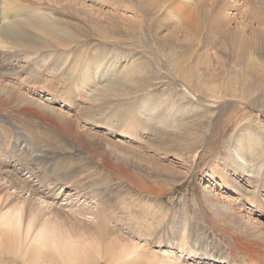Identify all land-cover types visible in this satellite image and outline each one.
<instances>
[{"label": "rangeland", "instance_id": "rangeland-1", "mask_svg": "<svg viewBox=\"0 0 264 264\" xmlns=\"http://www.w3.org/2000/svg\"><path fill=\"white\" fill-rule=\"evenodd\" d=\"M21 1L39 26L0 53V219L22 208L31 231L8 263L43 264L54 229L75 250L55 264H264V0ZM101 49L117 78L81 88L72 62Z\"/></svg>", "mask_w": 264, "mask_h": 264}, {"label": "bare ground", "instance_id": "bare-ground-1", "mask_svg": "<svg viewBox=\"0 0 264 264\" xmlns=\"http://www.w3.org/2000/svg\"><path fill=\"white\" fill-rule=\"evenodd\" d=\"M145 2L146 5H148L150 8H154V7H159L160 4L163 5L164 7H167L168 2L171 0H143ZM22 1L21 0H5L3 8L0 9V53H7L8 49L11 48L10 45L12 42L13 44H17L19 46H27L25 45L26 41L22 40L21 38H17V37H21V33H22V29L23 26L28 25L32 28H36L38 27V22L34 19H32L31 16L27 15V9L25 7H23L22 5H20ZM15 15V16H14ZM13 16V19H10ZM49 28L46 27L44 30H48ZM17 38V39H15ZM8 39H14L12 41L8 40ZM23 47V48H24ZM25 50V49H24ZM120 54V53H119ZM36 57V54H34ZM52 55V54H51ZM51 55H49L48 57H50ZM29 56V55H28ZM38 56V55H37ZM113 56L112 52H108L106 49H101V50H93L91 51L90 54H87L85 56V63L87 65H84L83 68H85L84 70H82V68L79 66V62L78 60L75 62H72L76 68V72L79 73L80 76V81H83V83L80 84L81 88H85L92 85L93 80H95V78H99V77H105L107 76V78L110 79V81L112 79L117 78L118 75L116 74H109L110 70L109 67L111 66V59L109 57ZM28 58V57H27ZM101 58H105L103 60L102 63L100 64H94L93 61L97 60V59H101ZM116 58V57H115ZM24 59V58H23ZM51 59V58H50ZM117 59V58H116ZM42 60V59H41ZM119 60V59H118ZM117 60V61H118ZM25 61V60H24ZM30 61V59H29ZM28 63V62H27ZM71 63V65H72ZM125 62H123L120 65V70L126 68L127 64H124ZM71 69V68H70ZM72 70V69H71ZM130 71H132V69L130 68ZM72 73H74V71L72 70ZM128 73V71H127ZM120 75V74H119ZM128 80V77L127 79ZM125 83V82H124ZM50 86V85H49ZM106 86V85H105ZM108 87V86H107ZM92 88H95V92L96 90L98 92H101L104 86H100L96 85V86H92ZM111 88V87H108ZM91 89V88H90ZM92 90V89H91ZM109 92V93H108ZM105 93H108V95H110L112 92L111 91H106ZM97 99L94 98L91 101H96ZM90 101V100H89ZM27 107V106H26ZM29 107V106H28ZM23 109V108H22ZM31 110V109H29ZM28 112V111H27ZM22 113V112H21ZM154 114V113H153ZM41 115V114H40ZM32 116V115H31ZM38 116V115H37ZM36 116V117H37ZM30 117V116H29ZM166 117V116H165ZM26 121V120H25ZM48 121V120H47ZM248 129H244L242 131H245ZM20 131V130H19ZM29 132V131H28ZM247 132V131H246ZM30 134V133H29ZM31 135V134H30ZM27 136V134H26ZM29 136V135H28ZM256 136V135H255ZM18 138V137H17ZM29 141V140H28ZM21 142V141H20ZM237 147H239L241 150H243V152H241L242 155L249 153V157H253L254 156H260L262 155V151L261 148L263 147V143L261 140L257 139V137L255 138L253 136L252 132H248V134L245 136V138H239L237 140ZM45 148V147H44ZM46 149V148H45ZM39 150V149H38ZM43 151V150H42ZM260 151V152H259ZM44 153V152H42ZM35 154V153H34ZM41 154V153H40ZM240 154V153H239ZM241 156V155H240ZM256 159V158H255ZM258 159V158H257ZM76 160V159H75ZM74 160V161H75ZM67 162V161H66ZM255 162V161H254ZM258 162V161H257ZM250 163V162H249ZM79 164V162H78ZM24 166V165H23ZM78 168V167H77ZM19 169V168H18ZM17 171V170H16ZM8 172V171H7ZM63 172V171H62ZM3 173V172H2ZM1 173V175H2ZM21 173V172H20ZM66 173V172H65ZM5 174V172H4ZM12 174V173H10ZM15 175V174H14ZM13 175V176H14ZM16 176V175H15ZM1 177V176H0ZM253 177V176H252ZM4 178V177H3ZM3 178H0V183L3 184ZM10 178V177H9ZM18 180L20 177H17ZM16 178V179H17ZM255 179V178H254ZM17 180V181H18ZM31 181V180H30ZM15 182H13L11 180L10 183V188L9 185H5V188H9V190H11L12 188H14ZM27 184V183H25ZM4 185V184H3ZM41 185V184H40ZM28 188H29V184H27ZM27 188V187H26ZM49 188V185H48ZM35 189V188H34ZM28 190V189H27ZM48 190V189H47ZM52 190V189H51ZM44 191V190H43ZM49 191V190H48ZM19 190H16L15 193H18ZM25 192V188L24 191H21L20 193ZM27 192V191H26ZM29 192V191H28ZM31 192V191H30ZM34 192V190H33ZM36 192V191H35ZM46 193V192H45ZM35 195H37V192L34 193ZM33 194V195H34ZM73 194V193H72ZM39 195V194H38ZM78 195V194H77ZM41 196V195H39ZM46 196V195H45ZM68 196V195H67ZM80 196V195H79ZM92 196V195H91ZM37 197V201H38V196H35V198ZM97 197V196H96ZM95 197V198H96ZM29 198H31L32 200H35V198H33L32 195H29ZM40 198V197H39ZM66 198V197H65ZM77 198V197H76ZM93 199V198H92ZM98 199V198H97ZM36 201V200H35ZM41 201V200H40ZM39 201V202H40ZM85 201V200H84ZM90 201V200H89ZM44 202V201H42ZM42 202L40 203L43 207H46L44 204H42ZM48 202V201H47ZM71 202V201H70ZM30 201H28V203L26 205L30 206ZM52 203V202H51ZM55 204V203H54ZM49 205V203H48ZM65 205V204H63ZM70 205V204H69ZM52 206V204H51ZM98 206V205H97ZM48 208V207H47ZM74 208V207H73ZM81 208V207H80ZM86 208V207H84ZM51 209V208H50ZM59 209V208H57ZM224 209V208H223ZM77 210H79V208H77ZM86 210V209H85ZM84 210V211H85ZM225 211H229L230 213H232V210H230L229 207H226L224 209ZM26 211V210H25ZM80 212V213H79ZM78 212V214H83V212L80 211ZM228 212V213H229ZM73 213V212H72ZM86 213V212H85ZM84 215V214H83ZM103 215V213H102ZM105 215V214H104ZM103 215V216H104ZM98 216V215H97ZM74 218L72 220H76L81 221L82 219H80L78 216H73ZM109 217V216H108ZM97 218V225L95 226V228L93 229L92 235L96 236L98 238H96V240H101V232L104 230V228L106 227L107 221L105 219H103L101 216L96 217ZM2 226H4L2 228ZM31 231V225L27 226L24 228L23 226V209L22 208H13L11 209L6 216H2L0 219V264H9L8 263V255L12 256V254H19L21 252V247H22V241H23V237L24 235L27 237L29 236ZM153 232V231H152ZM155 233V232H153ZM256 237L258 238H264V229H261L259 231V234L256 235ZM148 240V239H147ZM34 242L37 244V246L40 248V251L38 252H34L35 256H39L42 252L48 251L47 255H50V257L48 258V260L44 259L41 263L43 264H55L54 260V256L59 255L61 256L63 259H67L70 260L74 255H75V250H74V246L70 245L69 250L66 248V241L64 240V237L61 234H57L56 231L54 229L50 230L49 233L47 231H43V232H39L38 234H36L34 236ZM135 250L139 249L138 246H134ZM50 253V254H49ZM22 262L23 264H37L36 262H32V257H28V251H24L22 252ZM45 254V253H43ZM171 254V253H170ZM169 253H165V256L168 257L170 255ZM138 255H140V261L142 264H145L142 262V259L144 258H148V254H145L142 252H140ZM147 256V257H146ZM150 259L153 260H157L155 255H149ZM231 258V257H230ZM170 260V259H169ZM168 260V261H169ZM53 261V262H52ZM95 261H97V259L92 258V257H87L85 256V254L83 256H81L80 260H75L72 262V264H95ZM167 260H164V262L168 263V264H172V262H168ZM256 262V261H255ZM15 264V263H14ZM263 264V263H262Z\"/></svg>", "mask_w": 264, "mask_h": 264}]
</instances>
